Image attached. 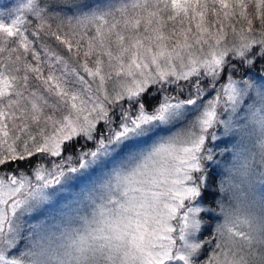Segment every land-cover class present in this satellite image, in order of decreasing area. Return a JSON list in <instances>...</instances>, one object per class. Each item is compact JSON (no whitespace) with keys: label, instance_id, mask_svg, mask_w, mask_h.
Here are the masks:
<instances>
[{"label":"snow or ice","instance_id":"snow-or-ice-1","mask_svg":"<svg viewBox=\"0 0 264 264\" xmlns=\"http://www.w3.org/2000/svg\"><path fill=\"white\" fill-rule=\"evenodd\" d=\"M253 68L259 81L243 78ZM220 125L239 147L222 222L204 238L196 201ZM81 138L93 147L65 168ZM33 157L61 161L29 175ZM93 166L80 208L29 222ZM0 264H264V0H24L0 12Z\"/></svg>","mask_w":264,"mask_h":264},{"label":"rangeland","instance_id":"rangeland-1","mask_svg":"<svg viewBox=\"0 0 264 264\" xmlns=\"http://www.w3.org/2000/svg\"><path fill=\"white\" fill-rule=\"evenodd\" d=\"M7 1L8 0H0V5L6 8ZM10 1L11 3L8 5V7H10V5L13 3V7L11 8V10L9 9L7 11L0 10V12L14 11L19 4L24 2V0H10ZM83 2L87 3L88 5L90 3V7L93 10H95V9H105L109 5L117 3L118 0H110L102 4L99 2L92 3L91 0L90 1L83 0ZM87 10L88 9H85V11ZM260 75L261 74L251 70L249 75L244 76L243 78L248 79L252 77V78H256L259 81ZM235 78L240 79L241 76L238 75ZM226 82L227 79H223V80L221 79L217 82L215 91L209 89L206 96L204 97L205 102L207 100L213 99L214 96L216 95V92L220 90V85ZM168 94L178 95V93H174V92H170ZM157 99H162V95L158 96ZM153 103H155V101H153ZM196 114L197 113H193L192 115L193 119L195 118ZM227 116L228 114L224 113L222 118L227 119ZM209 132H215L217 139L206 141L207 146L213 149V156H214L212 161L205 162L206 167L209 168L208 165L213 163L217 166H220V168H223L225 173L223 174L222 181L223 180L226 181L227 184L228 169L232 166L236 150L239 147L238 144L239 136L234 135L232 133H226L223 125L217 126L214 129H209ZM80 140H81L80 142L81 148L78 149L79 152L87 151L89 148L93 147L92 142L85 141L83 138H81ZM257 140H258V136L256 135L252 136L251 139L247 141L246 146L252 147L253 151H257L258 149L254 147ZM79 152L76 155L73 154L71 155L73 157L72 161H67V158L64 157L65 168H67L69 165L76 166V156L79 154ZM50 158L52 161H55L56 163H59L61 161V158L57 159L58 157H50ZM100 176H101V171L96 166H93V168L87 170L86 172L72 174V179L66 182L62 186V188L60 186H57L60 190L57 192L56 196L53 197L51 204L45 205L44 210L42 212L33 213L32 216L27 219H29V222L33 224L40 223L41 221H48L49 223L54 222V220L58 221L61 217L62 211L71 212L73 210L80 208V206L85 202L84 197L86 196L88 190L98 182ZM222 196L223 198H225V196L227 195L225 193H222ZM196 204L203 208V205L201 204V199H198L196 201ZM32 218H35V220L32 221ZM20 249L23 250V242L20 245Z\"/></svg>","mask_w":264,"mask_h":264},{"label":"trees","instance_id":"trees-1","mask_svg":"<svg viewBox=\"0 0 264 264\" xmlns=\"http://www.w3.org/2000/svg\"><path fill=\"white\" fill-rule=\"evenodd\" d=\"M108 1H110V0H91L92 3L99 2L101 4L104 2H108ZM10 3H11L10 0H8L6 2V8L2 7L0 5V10H3V11H7L8 9L11 10V8L13 7V3L10 5V7H8V5ZM89 5H90V3H89ZM252 70L259 73L258 68H253ZM223 79H226V78H223ZM174 93H176V92H174ZM78 142L79 143L76 144V147L74 148V150L67 153L66 155H72V154L76 155L79 152L78 149L81 148V146H80L81 140H79ZM59 158H61V157H58L57 159H59ZM220 160H222V159H220ZM51 161H52L51 158L37 159L36 157H33L32 158V164L26 168H23V170L27 174L31 175L34 172V167L38 166L40 163H43L46 167L50 168L51 167ZM220 163H221V161H220ZM208 166H209V168H207V171H208V174L210 176V181L207 184V186L204 190L203 198L201 199V204L203 205V208L206 210V211L201 213V218L204 221V227L202 229V235L204 238H208L211 235H213L215 227L217 226V224L222 222V215L220 213L219 205L221 203H228L229 198L232 195L230 190L224 191L221 188L222 185H224V187L227 188L226 181H224V180L222 181L223 174L225 173L224 169L220 168V166H217L213 163L208 165ZM222 193H225L227 196H225V198H223ZM36 218H38V217H36ZM34 220H35V218H32V221H34ZM209 251H210V249H209Z\"/></svg>","mask_w":264,"mask_h":264}]
</instances>
